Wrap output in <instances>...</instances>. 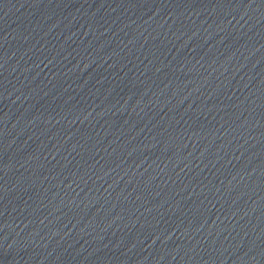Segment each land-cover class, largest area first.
Returning a JSON list of instances; mask_svg holds the SVG:
<instances>
[{"label": "water", "instance_id": "1", "mask_svg": "<svg viewBox=\"0 0 264 264\" xmlns=\"http://www.w3.org/2000/svg\"><path fill=\"white\" fill-rule=\"evenodd\" d=\"M0 264H264V0H0Z\"/></svg>", "mask_w": 264, "mask_h": 264}]
</instances>
